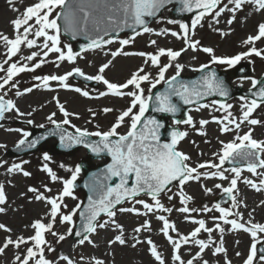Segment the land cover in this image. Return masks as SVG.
I'll use <instances>...</instances> for the list:
<instances>
[{
	"label": "snow or ice",
	"instance_id": "1",
	"mask_svg": "<svg viewBox=\"0 0 264 264\" xmlns=\"http://www.w3.org/2000/svg\"><path fill=\"white\" fill-rule=\"evenodd\" d=\"M9 2L12 3L13 0H9ZM173 2L174 0H36L34 4L26 7L20 17L11 21L14 27L13 37L10 38L8 35L0 33V42L6 48L7 55V59L0 63V72L4 73L0 76V91L3 92L0 94V119L6 112L13 110L19 116L32 115L31 112H21L15 101L5 98L7 95L6 85H10L11 89H16L15 95L20 97L31 93L34 88L50 89L51 82H58L59 86L65 89H73L69 78L75 75L88 81L103 83L106 86L105 90L100 91L95 98L108 95L129 98V105L119 111L115 121L107 130L97 126L96 131H89L87 128L71 124V118L73 116L79 118V114L69 112L65 105L60 103L58 97L54 99L64 118L58 121L54 118L56 112H52L46 119L54 126L53 128L33 139H29L32 135L30 132L16 129L22 133L16 145L17 149L23 147L33 149L48 136L58 135L62 146L83 145L97 156L106 153L111 157V163L106 165L102 179L94 175L93 181L87 185L91 192L87 205L81 209V205L78 203L75 208L65 211L68 206L64 200L66 197H74L75 182L81 168L77 165L74 169H68L70 171L68 178L60 177L47 163L51 160L50 155L47 152L43 153L42 158L45 163L42 165V170L48 174L51 181L62 182V190L56 195H45V192H41L40 189L29 187L28 190L35 194L34 199L44 201L49 206V210L44 217L36 219L30 225L34 232L33 235L28 237L20 235L15 239L11 235L7 236L3 244L0 245V254H3L10 246L20 249L24 245H29L25 253L16 255L15 259L18 264H33V262L34 264H53L45 255L46 251L55 250L46 239V234L56 237L57 242L64 241L67 236L74 234L80 238L79 245H84L86 242L93 244L91 235L97 233L98 229L106 228H111L118 233L114 239L108 241L109 246L114 243L126 245L128 237L125 236L124 225L119 223L116 217L118 213H132L137 216H155L162 222L160 231L171 242L174 250L173 259L177 264H209V261L203 258L205 250H213V255L226 253L223 234L226 231L236 230L250 233L253 241L244 264H254L257 259L260 264H264V247L258 249V245L264 242V224L243 220V213L239 211L243 202L237 196L238 181L245 168L259 179L257 182L244 177L243 182L256 191L264 189V139L254 138L252 128L240 134L241 126L245 123L252 126L264 123L259 119L252 118L253 113L264 106V80L253 76L241 77L242 80H250L252 87L248 89L249 95L239 98L241 114L238 117L233 115L231 103L215 100L211 104L201 103L205 97L219 95L227 98L230 95L225 80L218 75L215 68H210V65H222L227 69L235 67L242 60H247L253 55L264 59V48L255 46L256 42L264 40V22L257 25L255 35H248L242 42L247 46V51L239 52L233 56L217 55L213 47L203 46L202 42L195 38L197 26H203L202 22L206 18L211 17L216 24H219V17L228 12L232 14L231 18L227 20V23L231 25L235 19V13L245 3L253 4L257 10H264V0H227L226 3L224 0H177L180 4L179 11L194 13L191 24L168 20L167 22L170 24H177L180 31L168 28L155 31L149 26L150 19L156 18L162 9ZM57 8H60L61 11H55ZM16 10L18 11V9ZM58 19L64 21V31L71 34L73 38L78 34L88 38L89 43L81 46V52L88 49H102L118 41L120 48L110 52L113 58L118 55H138L144 58V64L123 83L111 82L106 78L105 71L113 63L110 59L103 63L94 75L86 74L83 69L76 66L64 74L33 76V79L40 83L20 90L19 81L15 78L21 73L35 72L36 69L41 68L48 62L46 58L49 53L58 54L56 56L57 67H59V62L75 63L77 60L79 53H75L70 46L66 51L61 47V25L58 23ZM209 27L211 28L212 25L209 24ZM126 29L131 30L132 35L118 39V34ZM214 31L219 32L222 37L229 34L218 28ZM153 32L158 36L171 35L182 39L185 47L173 50L172 48L159 47L156 40H150V45L156 46L155 52L130 53L124 51V46L132 44L137 36ZM41 38L42 43L38 44V40ZM22 46L29 50L38 48L39 51H31L29 55L21 56L20 59L23 60V63L9 62L12 57H17L22 53ZM187 51H203L210 57L208 63L201 64L198 69H194V71L201 72L202 75L193 81L180 79L185 65L178 61L182 53ZM162 57L167 59L166 63L162 61ZM6 64L7 67H5ZM150 68L156 69L155 75L148 70ZM172 68L175 69L174 74L166 76V73ZM161 82L165 85L163 91L153 93V89ZM144 85H147V88ZM73 90L84 97L91 95L89 91L80 87H75ZM174 98H178L184 105H196V111L211 107L213 110L224 112L222 117L213 116L212 121L221 125L222 133H235V135L232 140L220 141V150L213 153L215 160L203 161L193 166L191 156L179 150L178 147L180 142L187 137V131L174 127L169 133L170 139L162 141L161 129L165 127V124L155 116H146L145 114L151 108L153 112L171 113L174 116L181 110ZM217 104H219V108L216 107ZM113 111L114 109L110 107L102 109L104 114ZM96 115V112H91L92 117ZM209 122V120L202 119L199 124L202 128ZM27 123L32 124L33 121L29 119ZM174 124L196 128V122L191 115H188L186 119L175 120ZM64 125H71L75 129V134L64 128ZM121 126H127V131L121 133L119 131ZM39 127L43 128L44 125H39ZM92 137L99 139L92 140ZM226 162L231 165L230 168L224 167ZM22 163H27V161ZM60 167L65 166L61 164ZM205 169L207 171H204ZM8 172H22L26 177L31 175L18 163H13L8 168ZM113 178H117L118 182L109 183ZM202 178H219L228 181L227 187L219 183L214 187L222 189L223 193L230 198L231 208L224 207L221 203H215L212 207L205 205L199 209L187 206L193 197L183 192V186L190 181L199 182ZM173 182H176L180 188L179 198L182 205H185L177 210L185 214L186 220H191L196 225L187 234L180 233L175 222L171 221L169 216L156 215L157 212L170 214L173 211V208L167 207L161 202V196L171 192L170 186L173 185ZM44 189L48 193L52 191L47 185H44ZM204 190L206 194L213 191L211 188ZM141 195L150 197L151 201L140 199ZM172 199L173 196L169 195L168 200ZM6 200L4 186L0 184V205L5 204ZM125 201L132 202V206L118 207ZM261 203L264 204V202ZM136 205H141L143 211ZM4 211L5 209L0 207V213ZM213 211H218L220 214L212 217L214 227H208L205 219H197L192 216V213ZM77 213L81 223L79 230L74 232ZM101 214L106 215L108 219L101 222ZM57 222L69 225L67 233L59 234L54 231ZM225 226L230 227L226 228ZM0 230L11 232V229L3 223H0ZM170 230L176 233V237L170 234ZM214 230L221 234L219 244L213 239ZM144 231H151V220L148 218L144 220L143 224L133 229L131 239L134 243L132 246L135 247L146 242L155 260L159 264H166L150 236L144 240L138 239V236ZM202 233L208 234L207 239L199 238ZM182 246H195L198 250L192 254L191 247H189L190 258L185 260L182 258ZM59 259L65 261L66 264H76V261L67 255H61ZM81 259L83 260V257ZM90 264H105V261L93 258ZM226 264H231V261H226Z\"/></svg>",
	"mask_w": 264,
	"mask_h": 264
},
{
	"label": "rangeland",
	"instance_id": "2",
	"mask_svg": "<svg viewBox=\"0 0 264 264\" xmlns=\"http://www.w3.org/2000/svg\"><path fill=\"white\" fill-rule=\"evenodd\" d=\"M36 0H13L12 3L9 0H0V33L8 35L10 38L14 36V27L11 23L13 19H17L21 16L27 6L34 4ZM226 3L227 0H224ZM231 7V5H229ZM18 9V11L16 10ZM232 16L231 13L225 12L219 17V24H216L211 17L206 18L202 22L203 26H197L195 38L202 42L203 46H211L216 50L217 55L233 56L239 52L245 51L247 46L242 42L247 38L248 35H255L257 33V25L264 22V10H257L256 7L251 3H245L242 8L235 13V19L231 25L227 23V20ZM162 18V19H161ZM159 19L151 21L149 25L155 31H159L164 28H168L174 31H180L177 24H170L168 20H174L170 18L169 12H164L163 16ZM14 19V20H15ZM191 21V20H189ZM181 22L186 23L181 20ZM191 23H189L190 25ZM209 24L212 27H209ZM220 29L223 32L229 33L228 35L221 36V34L214 29ZM130 37V35H122L119 39ZM150 40H156L159 47L172 48L173 50H179L184 48L185 44L182 39H177L171 35L158 36L153 33H144L136 37L135 41L127 46H124V51L134 53V52H155L156 46L150 45ZM61 47L66 51L67 47L70 46L68 41L60 37ZM42 43V38L38 40V44ZM260 44V45H258ZM256 47L264 48V40L256 42ZM120 48V44L114 42L109 46H105L102 49H88L81 53L77 57L75 63L72 62H59V67H57L56 53H49L47 63L42 65L38 69L39 73L31 75L30 72L21 73L15 79L19 81L18 87L23 90L27 87H32L33 84H39V81H35L33 76L36 75H48V74H64L70 71L73 67H80L85 71L86 74L94 75L98 72L99 67L112 60L113 63L106 69L105 76L111 82L123 83L130 75L135 72L144 64V58L138 55H118L113 58L110 55L111 51H115ZM31 51H39L38 48H33L31 50L22 46V53L18 54L17 57H12L11 61H19L23 63L20 59L21 56H27ZM195 57V58H194ZM259 62H254L252 67V73L250 76L255 78L259 77L264 73V59L260 57H255ZM7 59L6 48L3 43L0 42V63H3ZM210 57L209 54L203 51H188L183 53L179 58L180 63L192 64L194 68L199 67L203 63H207ZM163 62H167L165 57H162ZM8 65L6 64L5 67ZM219 67H224L222 65H216ZM154 75L156 72L155 68L148 69ZM175 69H169L166 76H171L174 74ZM4 75L0 72V76ZM69 83L75 87H80L84 90L90 92V97H84L82 94L75 92L73 89H65L59 86L58 82H51L50 89H45L43 87L34 88L31 93L25 94L23 96L17 97L15 95L16 89H11L10 85H6L7 95L10 99L15 101L17 107L23 113L31 112L32 115L22 116L24 123L17 120V116L13 111L6 113V121L0 126V184H3L4 191L7 197L6 203L0 205L5 209L4 212L0 213V223L5 224L11 229V232H6L0 230V245L3 244L5 238L9 235L15 239L17 236L23 235L25 237L34 234L33 229L30 225L36 219L45 216L48 212L49 206L44 201H36L34 199L35 194L30 192L29 187H36L40 189L41 192H45V195H56L60 190H62V182H53L50 180L48 174L42 170V165L45 163L43 160V153L47 152L51 160L47 163L58 176L63 178H68L70 176V171L68 169H74L81 159L86 158V152L84 149L77 150L69 154H53L49 150V144H53L52 141L48 142L46 146H43L40 150L33 154H27L26 156L11 157L8 156V147L12 146L16 141H18L22 133L16 131V129H22L24 131H30V126L39 125H49L50 123L46 119L52 112H56L55 119L62 120L63 114L59 112L58 105L54 98L58 97L60 103H63L66 109L72 113H78L79 118L73 116L71 118V124L76 125L80 128H87L89 131H96L97 126L103 130H107L111 124L115 121L116 116L119 111L125 109L129 105V98L115 97L108 95L105 97H99L98 93L104 91L106 86L101 84L97 88H92L89 85L86 86L80 81H74L72 77L69 78ZM244 87L251 85V81L244 79L242 83ZM147 88V85H144ZM0 94H3L0 91ZM212 101L208 103L211 104ZM226 103H231L233 108L231 111L233 115L238 117L241 114L239 98H232ZM105 107L113 108L114 111L108 114H104L102 109ZM219 108V104L216 105ZM196 106L191 107L189 115H191L196 122V128L193 129L188 125H181L183 131H187L188 135L179 144V150L189 154L193 162V166L196 163H200L207 160H215L213 153L220 150V141H229L233 139L235 133H222L220 131L221 125L212 121V117H222L224 112L213 110L209 108H201L196 111ZM91 110V111H90ZM91 112H96L95 117L91 116ZM13 113V114H12ZM252 118L259 119L264 122V106L258 108L252 115ZM32 120L33 123L28 125L27 121ZM209 120L210 122L201 128L200 120ZM68 126V125H67ZM71 127V125H69ZM249 128L253 129V137L256 139H264V123L255 126L248 125L247 123L241 126L240 134L247 132ZM121 133L127 131V126H121L119 129ZM206 133V134H203ZM49 145V146H48ZM27 161V163H22ZM218 162V161H217ZM13 163H18L22 165L25 171L31 173L30 176H24L22 172H8V168L11 167ZM63 164L65 167L61 168L60 165ZM204 171H207L205 169ZM228 174V173H226ZM248 179L256 180L257 177L252 173L248 172L246 169L242 171ZM229 175V174H228ZM231 175V174H230ZM80 177V174L79 176ZM77 177V178H78ZM222 184L224 187L228 186V181L220 180L219 178H202L199 182L190 181L183 186V192L187 195L193 197L191 201L188 202L187 206L193 208H203L205 205L212 207L213 199L217 193L221 192L222 189H216L215 184ZM44 185H47L52 189L51 193H48L44 189ZM244 186L242 180L238 181V194L242 197L246 196V191L241 190ZM240 187V188H239ZM205 188H211L213 191L206 194ZM243 188V187H242ZM179 187H171V192L165 193L161 196V202L167 207L173 208V211L169 213L157 212L156 215L164 214L169 216V219L175 222L176 227L182 234L189 233L196 225L187 220L185 223H179L177 217H185V214L180 213L179 209L182 205L179 198ZM172 195L173 199L168 200V196ZM82 195L74 190V197H66L64 203L67 204L68 208L65 211L75 208L76 205L81 203ZM257 198V196H255ZM206 198V200H205ZM140 199H144L148 202L151 201L150 197L142 195ZM264 199L258 202L255 200H247V208L243 212L246 218L243 220H251L254 223L264 224ZM260 204V206H259ZM132 202L126 201L124 204L118 207H131ZM143 211L141 205H136ZM224 207L231 208L230 205H225ZM251 214V215H249ZM218 211L213 212H197L192 213V216L200 219L206 220L208 227H214V222L212 217L219 216ZM76 218V217H75ZM148 218L151 220V231H144L139 236L138 239L144 240L147 237H151L154 243L157 245L158 251L161 253L166 264H177L173 259L174 250L171 242L161 233L160 228L162 222L156 219L155 216L145 217L137 216L132 213H118L117 221L124 225L125 236L128 237V243L126 245H120L114 243L109 246L108 241L114 239L115 235L118 234L111 228L98 229L97 233L91 235L93 244L85 243L84 245H79L78 242L72 241L71 236H67L64 241L57 242V238L51 234H46V239L50 242L51 246L55 249L54 251H46V258L53 262V264H66L65 261L60 260L61 255H67L76 261V264H90L93 258L103 259L105 264H159L155 260L149 250V245L145 243H140L133 247L134 241L131 239L133 235V229L140 224H143L144 220ZM231 218V217H230ZM108 217L105 216L101 218V222L107 220ZM47 222V221H45ZM28 226V227H26ZM226 228L230 226H225ZM69 228L68 224H61L57 222L54 226V231L59 234L67 233ZM244 232L243 230H238ZM236 231H226L223 234L224 247L226 248V253H220L213 255V250H205L203 258L209 261V264H226V261H231V264H244V260L249 254L250 247L252 244L251 234L243 235L242 233ZM170 234L176 237L175 232ZM238 235V236H237ZM208 234L203 233L199 238H207ZM213 239L216 240L217 244L220 243L221 234L219 231H213ZM264 244V242H263ZM29 245H24L20 249H16L14 246H10L5 250L3 254H0V264H18L15 257L18 254H23ZM191 247L192 254H194L198 248L195 246H182L181 252L183 253V259L187 260L190 258L188 248ZM240 253V255H237ZM83 257V260L81 259ZM34 264V262H33ZM254 264H260V262L255 261Z\"/></svg>",
	"mask_w": 264,
	"mask_h": 264
},
{
	"label": "water",
	"instance_id": "3",
	"mask_svg": "<svg viewBox=\"0 0 264 264\" xmlns=\"http://www.w3.org/2000/svg\"><path fill=\"white\" fill-rule=\"evenodd\" d=\"M65 33H66V35H67L69 38H71L72 40H75V39L78 37V35H76V37L73 38L71 34H69V33H67V32H65ZM80 36L83 38V40H84V42H85L86 44L89 43V40H88V38H87L85 35H81V34H80ZM230 91H231V89L229 88V92H230ZM234 93H235V94H239L238 91H236V92H234ZM174 101L177 102V103L179 104L181 111H183V108H182V106L180 105L179 101H178L177 99H174ZM146 116H155L158 120H161V119L164 120V119L166 118L167 115H166V116H162V115L156 114L155 112H153V111L149 108V111L147 112ZM163 120H161V121L164 123ZM166 130H167V129H166ZM161 132H162V131H161ZM166 136H167V134L165 135V138H166ZM54 147H55L54 150L57 151V147H56V146H54ZM110 163H111V162H110ZM81 167H83V170H84V172H85V176H86L90 171H92L93 169H96V168H94V167H90V166L88 165V162H87V161H84V162L81 164ZM105 169H106V166H104L102 169H98V170L93 171L92 174H90V175H88V176L86 177L84 183H85V185H86V189H88V195H87V197H86L87 203H88V197H89V195H91L90 189H89V187H88L87 185H89V184L93 181L94 175H95L96 177H100V178L102 179V178H103V174H104V172H105ZM116 182H118V179H117V178H113L111 181H109V183H116ZM130 183H131V180H130ZM76 184H77V186H78L79 188H81L79 182H77ZM80 223H81V221H80Z\"/></svg>",
	"mask_w": 264,
	"mask_h": 264
},
{
	"label": "bare ground",
	"instance_id": "4",
	"mask_svg": "<svg viewBox=\"0 0 264 264\" xmlns=\"http://www.w3.org/2000/svg\"><path fill=\"white\" fill-rule=\"evenodd\" d=\"M177 220L179 221L180 224L185 223V221H186L183 217H177ZM205 239H207V238H205Z\"/></svg>",
	"mask_w": 264,
	"mask_h": 264
}]
</instances>
